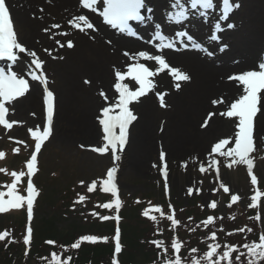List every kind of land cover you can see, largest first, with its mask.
Returning <instances> with one entry per match:
<instances>
[{
  "label": "bare ground",
  "instance_id": "6f19581e",
  "mask_svg": "<svg viewBox=\"0 0 264 264\" xmlns=\"http://www.w3.org/2000/svg\"><path fill=\"white\" fill-rule=\"evenodd\" d=\"M172 3L173 0H148V8L152 9L150 15L156 21L152 30L149 26L153 33L157 24L162 26L164 33L170 32L172 25L166 14L172 11ZM7 4L20 30L22 43L29 50L39 52L46 63L48 78L58 81L54 117L57 141L62 144L69 136H78L90 141L86 144L90 149L102 146L99 108L96 114L93 113L95 106L114 103L118 98L119 94L114 89L115 70L123 68L125 62L131 61L124 53L145 50L154 55L161 53L149 42V38L142 42L136 41L103 26L99 22L97 11L82 8L80 0H7ZM239 4L240 7L236 9L238 26L230 32L231 37L228 39L231 49L225 55L227 57L220 59V63L216 64L197 53L182 54L173 49L163 50L170 65L187 73L190 79L180 82V88L177 89L174 78L167 71L161 72L154 77V90L130 105L137 116L131 123V129L136 126L137 131L129 134L124 153L121 154L120 176L124 178L129 174H137L147 177L150 171L157 168L158 163L161 164L163 151L168 167L176 170L173 177L175 187L182 181L183 175L188 178L179 165L182 157L190 159L193 166L196 160L208 158L211 148L218 140L234 136L236 120L219 115L243 94V86L235 80H229V76L239 73L242 67H247L244 71L258 69L261 62H256L264 45V0H239ZM79 14L88 15L98 31L89 30L85 33L71 27L67 21L73 15ZM53 18L62 22L61 32L68 33L61 43L66 44L67 40H72L74 47L61 48L56 44L60 35L46 24ZM45 29L50 31L46 32ZM45 49L51 50V55ZM26 60L28 62L22 60L13 69L18 73H25L26 66L30 63L29 59ZM142 62L150 68L156 67L153 61ZM49 65L52 67L51 74L47 72ZM89 72L93 77L90 75L81 79L80 76L77 79V74ZM125 82L132 88L138 87L134 81ZM101 91L109 97L107 102L100 95ZM157 92L166 93V106L160 105ZM221 97L224 103L213 104L214 100ZM39 103L40 86L34 83L25 97L12 103V117L30 126H39ZM209 113L216 115L203 127ZM255 123L257 142L260 144L264 135V98L262 111L258 113ZM155 151L160 156L158 163L153 158ZM125 152L129 153L128 160L124 159ZM258 153H262L260 146ZM259 164L264 171V159ZM232 173H226L223 177L232 180L234 186L238 180L231 179Z\"/></svg>",
  "mask_w": 264,
  "mask_h": 264
},
{
  "label": "snow or ice",
  "instance_id": "6c2138e0",
  "mask_svg": "<svg viewBox=\"0 0 264 264\" xmlns=\"http://www.w3.org/2000/svg\"><path fill=\"white\" fill-rule=\"evenodd\" d=\"M100 0H80V6L84 9L96 12L99 11L98 4ZM146 7V0H104L103 10L100 15L103 17V21L110 25L112 28L118 29L122 33H127L131 36H137V32L129 24V21H145L146 17L142 15V9ZM240 7L239 0H222V7L220 9L221 16L214 23V30L209 36L210 40L219 41L220 36L218 33L224 30L223 22L229 19L230 14ZM172 11L167 12V19L171 22L180 24L187 21L190 15H198L200 17L207 18L210 16V10L216 8V0H173L171 4ZM148 12L152 9L148 8ZM190 10H195L192 12ZM42 11V9H41ZM67 23L81 31L87 33L89 30L98 31L94 23L90 20L88 15L79 14L73 15ZM228 28L234 27L233 24L228 23ZM52 29H59L61 25L53 24ZM155 32L150 43H153L155 48L161 54H152L149 51H138L135 53L125 52L124 55L128 56L132 63H129L125 71L119 69L115 70V83L114 89L119 94L114 103H109L107 106L101 109L102 116L99 117V123L102 126L103 132V144L102 146L94 147L93 150L99 154L111 153L114 162H118L121 157L120 152L123 151L128 140V129L130 124L137 119V116L132 111L130 105L133 102H137L142 96H145L155 88L154 77L159 73L167 71L177 82L176 88H180V82L187 81L190 76L179 68L173 67L168 62L166 56L163 54L164 49H175L177 46V40L179 43L187 48L192 47L194 49H200L207 51L204 45L198 42L195 37L188 31L182 30L175 33V37L166 35L162 30V26L157 24L155 26ZM44 31H50L45 29ZM57 35L67 36V32H59ZM185 38L189 43L185 42ZM159 41V43H156ZM111 43V41H108ZM56 44L59 47H74L72 40H67L66 44L61 43L60 40H56ZM227 45H223L220 51H223ZM46 52L51 55V50L45 49ZM21 54H24L31 58L30 63L27 64L26 72L22 75L13 68L17 65L21 59ZM208 55H213L212 52H208ZM0 60L11 63H6V66L0 67V126L5 129H11L14 124L21 122L12 121L8 119L10 114V108L8 105L19 97L24 96L30 89L29 78L32 81L39 82L43 87L44 92V104L46 109V122L45 126L41 129L37 126L34 130L29 129L31 136L34 138L35 145L34 151L31 154L30 159L26 162L27 171H12L7 173V169H0V172L10 174L13 178L10 184L0 185V189L6 188L7 190H0V213L7 212L10 209H22L26 206L27 217L29 226L26 229V234L23 237V242L26 245L25 254H28L30 250V244L33 238V229L30 226V222L33 218V206L36 197L38 196V190L34 186L32 176L37 171L38 154L41 152L42 145L53 134V124L55 115V93L49 87L48 75L44 71L45 62L39 58L35 50H29L18 39L17 32L15 30L14 21L10 8L6 3V0H0ZM142 61H153L156 67L150 68L146 63ZM28 77V78H26ZM134 81L138 87L132 88L129 83L125 81ZM229 80H235L243 86V94L230 103L226 111L220 112L219 115L226 118H234L236 120L234 137L222 138L216 142L209 153L207 164L201 163L199 171L206 173L209 170H214L217 179L220 176V161L217 157H223L226 162V166L231 168L234 165H246L247 171L250 175L251 184L254 186V194L250 197L252 203L249 204L250 208H255L261 198H264V192L260 191L257 187L258 178L253 173L254 161L250 153L254 150V128L255 120L258 113L262 111V94H264V62L258 65V69L247 70L241 73L233 74L229 76ZM86 83H90L87 82ZM105 102L109 100V97L103 92H100ZM160 105H165L166 93L157 92ZM224 103L223 97L218 100H214L213 104ZM33 115H35L33 113ZM216 113H209L205 120L203 127H206L208 121L215 116ZM234 140V144H233ZM18 143H24L18 141ZM229 144H233L232 147H227ZM18 153L20 149L17 147L13 150ZM5 156V152L0 151V158ZM165 153L161 151V159L163 160ZM187 166V162H185ZM118 166L114 163V166L107 170L106 176L99 181L102 185V191L104 193H110L114 197L112 200L103 203L100 207L104 209H113L118 212L121 207V200L119 198V189L116 183V173ZM163 175L165 177V187L167 190V165H164ZM27 176V195L20 194L18 185L21 183L22 178ZM84 182L81 181V184ZM98 181L93 180L88 187V191L92 192L96 189ZM202 183V182H201ZM219 189H222L224 193H229L230 189L223 182H220ZM219 189H213L218 191ZM200 192L199 188H189L188 194L191 195L193 191ZM7 197V198H6ZM239 194H232L228 207L240 200ZM85 196H79V201L83 202ZM209 207L211 209L217 208V201H210ZM171 214L166 216V219L170 221L171 227L175 230L182 225V222L176 218L175 208L169 205ZM152 211L160 213L161 217L165 216L162 206H156ZM93 215H99L97 212H93ZM146 217H149L152 221L157 222L156 215H150L149 211L143 213ZM101 220L110 219L109 216H100ZM119 222L120 217H115ZM190 221L192 217L188 218ZM217 219H223L221 217L208 216L202 220L196 228L203 226L209 228L213 226V230L210 234L204 238L207 246V250L202 254L198 253L200 250L196 247L190 249L192 253L191 264H264V232H261L258 239L251 241L247 240V234L252 233V228L242 226L240 228L232 229L225 232L226 236H233L236 234H245L244 243L240 242H224L221 243L218 238V231L224 232L223 225L219 229L215 228ZM229 219H235L234 216H230ZM249 219L260 220L259 213L256 217H250ZM196 228H190L189 231H196ZM159 232L160 229L158 228ZM11 237V233L8 230L0 231V241H5L6 238ZM108 237H100L97 235H83L73 242L70 247L72 249H79L82 242L108 241ZM114 257L113 264H119L117 259L121 253V235L120 230L117 227L114 236ZM49 245H55V241H46ZM155 245L160 253L163 255L158 259L157 264H185L182 258L181 251L186 247V244L178 236H174L170 241V248L172 254L169 256V244L162 239H154L151 241ZM235 254V255H234ZM73 260L72 256H63L61 253L53 251L50 253V259L47 264H71Z\"/></svg>",
  "mask_w": 264,
  "mask_h": 264
},
{
  "label": "rangeland",
  "instance_id": "374dc122",
  "mask_svg": "<svg viewBox=\"0 0 264 264\" xmlns=\"http://www.w3.org/2000/svg\"><path fill=\"white\" fill-rule=\"evenodd\" d=\"M50 26L53 24H57L56 19H51L48 23ZM60 41H64V37L60 35ZM127 63H124V67ZM121 68L119 70L124 69ZM49 73L51 74L52 67L49 65L47 67ZM244 69V68H242ZM240 69V70H242ZM93 74L92 73H80L77 74V79H81L83 77H88ZM51 88L57 91L58 81H53L51 78ZM110 82H112L110 80ZM101 87V86H99ZM102 88H104L102 86ZM101 89V88H100ZM43 103V87L40 89V111H41V119L39 123V127L42 126V104ZM99 106V105H98ZM95 106L94 114H96V110L100 108V106ZM101 109V108H100ZM100 116V115H99ZM102 116V115H101ZM100 116V117H101ZM16 117V116H15ZM16 119V118H15ZM12 120V119H11ZM18 120V119H17ZM19 121V120H18ZM33 127H37L35 124H31ZM26 122H23V125H15L13 128V132L10 134H4L3 129L0 128V151H8V147L10 146V155L14 156L13 153V145L9 144V136L17 137L18 141H23L24 143H18L16 145L19 146L20 154L15 155L11 160V163L14 162V167L17 171H24L25 169V161L27 159V155L31 150V145H33V137L29 135L28 128L31 127ZM56 128H58V118ZM154 128H157V123ZM236 130V129H235ZM137 131L136 126L133 127L132 133L134 134ZM64 143H59L56 139L55 134L51 137V139L46 143L44 150L40 156V168H39V176H37V183L43 190V196L40 199L38 204V208L36 210V220L34 223L35 230L37 231L40 228L39 223L44 222L45 219L50 217L51 213L48 209V205L50 201H47V196H51L56 191L55 197L52 201H58L59 207L62 204V198L67 196L66 191L72 190L73 188L81 189L83 192H86L85 188H88L93 180L98 181L97 187L93 191H98L102 189V185L99 183L105 176L106 170L109 166L113 165V160L111 154L108 156H103L95 152L93 149H90L86 146L90 141L83 140V138L78 136H69ZM211 142V141H210ZM261 150L263 153L261 155L255 153L254 158L256 161L255 173L258 178L257 187L261 191V186L264 184V171L260 169V161L264 159V145H261ZM14 155H13V154ZM128 152H125V160H128ZM100 157V158H99ZM104 157V159H101ZM159 154L155 151L153 158L156 163L159 161ZM209 158V157H208ZM208 158L196 160L195 165L192 166V162L190 159L186 157H182L179 165L184 173L188 175L187 179L185 175H183L182 181L175 185L174 187V173L176 170L170 169L169 174H171L170 180H168L169 189H165V181L161 178V166L158 163L157 168L150 171L148 176L143 175H135L129 174L124 178L120 174L118 175V181L120 184L121 194L126 198L132 197H143L148 198V200H153L156 204L167 203L168 206L172 205L174 207L175 203H179L180 205L186 206L190 204L193 199H198V201L202 204V206L206 209L210 208V201H217L218 212L221 216H225L227 213V199L231 197L232 194H239L241 197L239 205L242 209L249 208V204L252 203L250 197L254 194V186L251 184L250 179L246 175L245 169L242 165H234L232 169H228L226 163L221 161L222 170L219 178L217 179L216 174H214L211 170L206 173H201L199 171V166L201 163L207 164ZM220 158V157H219ZM261 159V160H260ZM185 162H187V166H185ZM9 163V162H8ZM102 163L101 165H98ZM225 172V173H223ZM233 172L230 177L231 179H237L238 182L233 186L232 180H226L223 175H227L228 173ZM227 173V174H226ZM223 174V175H222ZM81 181L84 183L81 184ZM202 182V183H201ZM220 182H223L230 189L229 193H224L222 189H219ZM234 184V182H233ZM262 184V185H261ZM189 188H199L200 192L197 193L195 190L191 195L188 194ZM213 189H219L218 191H213ZM61 191V193L59 192ZM45 193V194H44ZM48 194V195H46ZM73 194V193H72ZM52 197V196H51ZM164 198V200H163ZM66 199V198H65ZM261 203V202H260ZM261 214V227L264 232V211L260 209ZM17 219V227L18 231H22L23 228V218L21 213L15 215ZM70 217V216H69ZM76 215H71L68 219L69 221L60 220L56 223L58 233L55 235L57 237H62L65 234H70V227L72 224L76 222L74 219ZM50 220V219H49ZM53 222L52 220H50ZM111 231V228H110ZM14 235V232L12 233ZM60 240V239H59Z\"/></svg>",
  "mask_w": 264,
  "mask_h": 264
},
{
  "label": "trees",
  "instance_id": "16d2710c",
  "mask_svg": "<svg viewBox=\"0 0 264 264\" xmlns=\"http://www.w3.org/2000/svg\"><path fill=\"white\" fill-rule=\"evenodd\" d=\"M61 193V191H59ZM72 192L67 190L66 194ZM48 195V194H47ZM51 196H47V201H50L47 206L51 213L50 217L45 219L44 222L39 223L40 228L36 231L33 238L31 249L28 254H25L26 246L22 242V236L18 231L17 219L13 214L9 216H0V231L8 230L11 233V237L6 238L5 241H0V264H47L50 259V253L56 251L63 256H72L73 260L71 264H112L113 251L112 244L107 241L82 242L79 249H72L70 245L75 242L79 237L83 235H97L99 232L109 230L112 228L110 224H101L95 221L75 220L70 227V234L59 239L58 246H49L45 243L47 238H54L58 233L56 223L60 220L69 221L65 216L69 213V204L65 210L63 204L59 207V203L52 201L56 195V191ZM65 196L63 197V199ZM232 210L235 212L234 207ZM141 208L133 202L126 204L123 212L124 216V241L125 249L121 256L120 264H157L158 259L163 255L160 250L151 243L154 239H162L165 236L167 243L169 244V256L172 254L170 248V241L174 237V231L170 228V223L167 222L165 232L160 233L157 229V223L145 218L140 213ZM178 217L182 220H186L189 217L195 219L191 225L179 226L176 229L178 237L183 240L186 247L182 249L181 255L185 264H191L192 253L190 249L196 247L200 250L199 254H202L207 250L204 238L210 234L213 230V226L204 228L203 226L196 228L206 215L196 213L192 210L184 211L179 208ZM216 214V213H215ZM235 219L224 218L216 221L215 228L219 229L221 225L226 232L232 229L247 226L252 228V233L247 234V240L251 241L258 239L261 233L259 221L256 219H249L250 217H256L257 213L251 210V213H242L235 216L231 214ZM53 222H51L50 220ZM73 222V220H71ZM182 227V228H181ZM190 228H196V231H189ZM205 229V230H204ZM14 232V235L12 234ZM56 233V234H55ZM222 233V234H221ZM221 243L224 242H240L244 243L245 234H236L233 236H226L225 232L217 233ZM235 255V254H234Z\"/></svg>",
  "mask_w": 264,
  "mask_h": 264
}]
</instances>
